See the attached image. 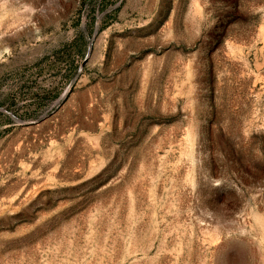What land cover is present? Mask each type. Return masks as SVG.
<instances>
[{
	"label": "rangeland",
	"instance_id": "374dc122",
	"mask_svg": "<svg viewBox=\"0 0 264 264\" xmlns=\"http://www.w3.org/2000/svg\"><path fill=\"white\" fill-rule=\"evenodd\" d=\"M0 264H264V0H0Z\"/></svg>",
	"mask_w": 264,
	"mask_h": 264
}]
</instances>
